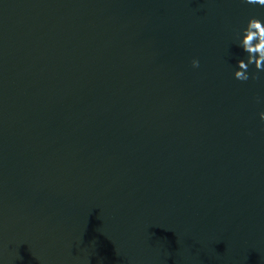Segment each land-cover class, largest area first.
<instances>
[{
	"label": "water",
	"instance_id": "water-1",
	"mask_svg": "<svg viewBox=\"0 0 264 264\" xmlns=\"http://www.w3.org/2000/svg\"><path fill=\"white\" fill-rule=\"evenodd\" d=\"M253 16L0 0V264H264V73L234 77Z\"/></svg>",
	"mask_w": 264,
	"mask_h": 264
},
{
	"label": "clouds",
	"instance_id": "clouds-1",
	"mask_svg": "<svg viewBox=\"0 0 264 264\" xmlns=\"http://www.w3.org/2000/svg\"><path fill=\"white\" fill-rule=\"evenodd\" d=\"M245 3L250 5H259L264 7V0H244ZM238 46L247 53V60L240 59L238 61V69L234 73L235 79L246 82L250 78L253 80H260V73H264V20L258 17H250L244 27L238 34ZM199 60L194 59L192 66L199 67ZM254 65L255 72L250 73V66ZM260 117L264 120V111L260 113Z\"/></svg>",
	"mask_w": 264,
	"mask_h": 264
}]
</instances>
